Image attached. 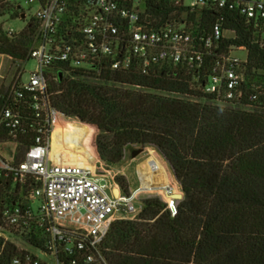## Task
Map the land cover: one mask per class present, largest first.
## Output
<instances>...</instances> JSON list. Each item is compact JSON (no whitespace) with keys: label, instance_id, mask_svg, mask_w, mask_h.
<instances>
[{"label":"trees","instance_id":"16d2710c","mask_svg":"<svg viewBox=\"0 0 264 264\" xmlns=\"http://www.w3.org/2000/svg\"><path fill=\"white\" fill-rule=\"evenodd\" d=\"M154 4L158 9L150 11L151 21L159 26L185 21L195 36L210 35L223 19L224 30L233 35L223 39L221 48L248 50L244 89L258 98L233 105L206 93L203 84L213 61L201 70L158 64L148 74L138 65L123 72L50 71L51 105L66 118L90 125L83 148L91 157L118 165L131 150L152 147L170 165L183 192L176 216L156 197L144 200L135 219L115 221L104 252L111 264H264V23L246 19L238 9L208 7L184 14L167 2L147 1L148 7ZM23 14L18 0H0V16L16 20ZM66 24L60 26L63 36ZM37 29L33 18L20 34H1L0 54L29 61ZM7 100L0 95V108ZM31 103L29 95L19 103L22 122L17 130L0 127L1 141L19 145L15 164L25 160L44 126ZM141 176L148 187L167 180L152 153ZM117 182L129 194L126 178ZM36 186L32 178L23 183L11 174L1 178L0 218L6 208L25 203ZM23 238L41 249L50 241L46 230L35 226Z\"/></svg>","mask_w":264,"mask_h":264},{"label":"built area","instance_id":"2783aa9c","mask_svg":"<svg viewBox=\"0 0 264 264\" xmlns=\"http://www.w3.org/2000/svg\"><path fill=\"white\" fill-rule=\"evenodd\" d=\"M147 1L26 0L28 5H38L33 17L38 29L29 53V58L36 62V70L27 84L22 83L8 96L1 110L0 127L15 131L21 126L17 110L26 95L31 96V107L44 126L38 128L35 144L22 163L15 164L0 154V179L11 174L16 182L32 178L37 183L25 203L2 212L0 264H111L103 247L112 224L120 219H135L144 207L142 195L157 193L173 216L178 213L180 200L175 196L182 194L181 188L170 183L165 167L168 177L165 183L160 179L161 183L148 187L138 171L140 185L127 194L114 183L118 174L111 163L99 158L92 164L66 163L62 156L52 153V131L59 118L66 116L51 105L50 71L63 67L68 72L70 67L123 72L138 65L148 74L158 64H183L201 70L208 61H213L212 74L203 84L206 93L233 105L258 98L256 94L247 95L244 89L243 66L248 62V50L221 48L226 37L223 19L215 23L210 35L195 36L187 30L185 21L164 26L151 21L150 11L158 8L155 4L148 7ZM159 1L184 14L208 7L238 9L246 19L264 23V0ZM9 18L0 16V35L20 34L25 28L16 32L5 27L4 20ZM63 24H66L64 36L60 29ZM238 51L247 52V58L235 56ZM35 200L41 203L38 213L30 205ZM32 226L49 234L50 241L44 249L23 240Z\"/></svg>","mask_w":264,"mask_h":264},{"label":"rangeland","instance_id":"374dc122","mask_svg":"<svg viewBox=\"0 0 264 264\" xmlns=\"http://www.w3.org/2000/svg\"><path fill=\"white\" fill-rule=\"evenodd\" d=\"M18 4L24 10L26 18L22 19H5V27L12 28L16 32H21L24 28H26L31 20L33 19L35 13L38 10V5H28L26 0H18ZM233 34L230 32L225 33L226 37H231ZM235 56L240 59L247 58V52L238 51L234 53ZM36 70V62L32 59L27 61L26 63L13 59L8 55L0 54V95L9 96L14 89H16L17 85L27 84L30 80L31 73ZM2 108H0L1 114ZM87 128V124L81 123L78 120L68 119L60 117L57 121L55 128L52 131V143L55 142V155L59 154L62 156V161L72 160L70 162H83L87 161L84 148L82 147V141L85 136V131L81 128ZM77 128V129H75ZM89 133V132H88ZM98 134V132H97ZM96 134V137H97ZM63 139V146L60 147L61 141ZM18 144L12 141H1L0 139V154L5 159L9 161H14L15 156L18 155ZM155 152V156L162 163V165L166 168L168 172V177L170 179V183L173 185H177L180 189L179 184L177 183L173 171L167 161L162 157V155L157 152L154 148L150 147H142L136 148L128 152L127 157L124 161L118 165H112V170L114 173L118 174L115 178V182L120 176L126 178L127 183L129 185V189L134 191L140 185L139 177L137 175L138 167L140 164L144 163L149 157L150 152ZM98 156V155H97ZM68 162V163H70ZM85 163V162H84ZM143 171V167L139 170L141 175ZM128 177V178H127ZM120 185V184H119ZM181 191V189H180ZM182 192V191H181ZM183 194V192H182ZM157 193L154 194H144L141 198H156ZM31 208L34 213H38L40 209V201L35 200L30 203ZM138 205V204H137ZM139 216V215H137ZM136 216V217H137ZM135 217V218H136ZM33 253H37L33 249H29ZM38 254V253H37ZM39 255V254H38ZM44 258V257H43Z\"/></svg>","mask_w":264,"mask_h":264},{"label":"crops","instance_id":"0c3cea01","mask_svg":"<svg viewBox=\"0 0 264 264\" xmlns=\"http://www.w3.org/2000/svg\"><path fill=\"white\" fill-rule=\"evenodd\" d=\"M83 127H85V128H81V130L83 129V131H85L86 130V126L84 125ZM75 129H77V128H75ZM88 130H86L85 131V136H84V139H83V141H82V147H83V142H84V140H85V138H86V136H87V134H88ZM53 146V149H54V151L56 150L55 149V142H54V144L52 145ZM63 146V139H62V141H61V145H60V147H62ZM85 151V150H84ZM150 153H152V155L154 156V157H156L155 156V153L154 152H150ZM85 155H86V159H88L86 162L87 163H90V164H92L93 162H94V158L93 157H91V155L87 152V151H85ZM99 158V157H98ZM100 159V158H99ZM8 160V159H7ZM70 161H72V160H66V161H63V162H70ZM83 162H85V161H83ZM85 162V163H86ZM141 165V164H140ZM139 165V167H138V171L141 169V166ZM128 178V177H127ZM167 180H168V177H167ZM157 183H159V182H155V183H153V184H157ZM131 191V190H130Z\"/></svg>","mask_w":264,"mask_h":264},{"label":"water","instance_id":"95a60500","mask_svg":"<svg viewBox=\"0 0 264 264\" xmlns=\"http://www.w3.org/2000/svg\"><path fill=\"white\" fill-rule=\"evenodd\" d=\"M25 18H26V15L23 14V15H22V20H24ZM175 197H176L177 199L181 200V199H183V194L176 195Z\"/></svg>","mask_w":264,"mask_h":264},{"label":"bare ground","instance_id":"6f19581e","mask_svg":"<svg viewBox=\"0 0 264 264\" xmlns=\"http://www.w3.org/2000/svg\"><path fill=\"white\" fill-rule=\"evenodd\" d=\"M52 145H53V143H52ZM53 151H52V153L55 155V151H54V149H52ZM66 163H68V162H66ZM141 167H143L144 166V163H142L141 165H140ZM114 183L115 184H117L115 181H114ZM115 184H113V187L115 188ZM125 193V192H124Z\"/></svg>","mask_w":264,"mask_h":264}]
</instances>
